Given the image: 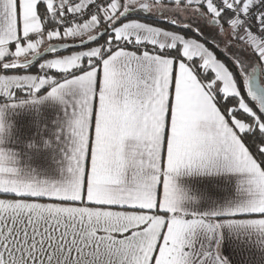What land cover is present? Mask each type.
Masks as SVG:
<instances>
[{
    "label": "snow or ice",
    "instance_id": "obj_1",
    "mask_svg": "<svg viewBox=\"0 0 264 264\" xmlns=\"http://www.w3.org/2000/svg\"><path fill=\"white\" fill-rule=\"evenodd\" d=\"M0 264H264V0H0Z\"/></svg>",
    "mask_w": 264,
    "mask_h": 264
}]
</instances>
